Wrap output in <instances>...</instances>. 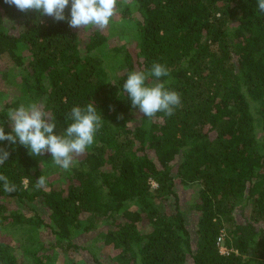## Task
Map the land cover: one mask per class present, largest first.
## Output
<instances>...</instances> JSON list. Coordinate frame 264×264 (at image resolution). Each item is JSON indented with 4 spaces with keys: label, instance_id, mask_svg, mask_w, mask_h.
Returning a JSON list of instances; mask_svg holds the SVG:
<instances>
[{
    "label": "trees",
    "instance_id": "obj_1",
    "mask_svg": "<svg viewBox=\"0 0 264 264\" xmlns=\"http://www.w3.org/2000/svg\"><path fill=\"white\" fill-rule=\"evenodd\" d=\"M115 18L107 34L0 0V73L18 93L0 107L5 133L12 128L8 109L31 102L54 119L56 134L72 123L74 106L89 103L103 125L69 170L46 163L45 153L29 155L18 141H0L10 153L0 174L15 185L9 193L0 182V233L23 227L26 235L22 254L0 240V264H52L61 255L75 264L83 250L105 264L78 242L90 233L112 249L114 264H264L258 0H130L118 4ZM120 29L132 34L129 44L110 46ZM157 62L170 70L160 80L170 81L181 105L171 116L149 118L132 107L123 83L129 72H147ZM50 166L61 169L56 179ZM40 175L47 183L37 189ZM181 186L198 188L188 211ZM8 200L29 211L10 209ZM237 210L249 217L239 221ZM221 235L229 255L219 250Z\"/></svg>",
    "mask_w": 264,
    "mask_h": 264
},
{
    "label": "clouds",
    "instance_id": "obj_2",
    "mask_svg": "<svg viewBox=\"0 0 264 264\" xmlns=\"http://www.w3.org/2000/svg\"><path fill=\"white\" fill-rule=\"evenodd\" d=\"M130 0H5V3L15 6L21 12L38 11L41 16H48L55 21H67L71 28H94L104 31L118 12V4L127 5ZM70 6V18L65 10ZM258 9L264 12V0H258ZM170 70L161 63H154L151 69L132 71L123 83V90L131 100L133 108H138L144 116L152 118L158 112L168 116L174 114L181 105V95L167 85L170 81H161L168 77ZM150 77L156 78L153 83H147ZM7 116L11 121V132L5 133L0 126V141L25 146L29 155L40 156L50 153L53 165L63 170H69L74 158L85 153L94 144L97 131L103 126L102 115L97 111L94 103L84 107L74 106L68 114L72 123L66 130L56 134V123L50 114L44 111L42 105L31 102L21 103L16 108H10ZM10 153L0 148V165L9 158ZM5 192H14L15 185L10 184L8 178L0 174ZM47 179L40 175L35 187L42 189Z\"/></svg>",
    "mask_w": 264,
    "mask_h": 264
},
{
    "label": "rangeland",
    "instance_id": "obj_3",
    "mask_svg": "<svg viewBox=\"0 0 264 264\" xmlns=\"http://www.w3.org/2000/svg\"><path fill=\"white\" fill-rule=\"evenodd\" d=\"M119 23V21L117 20V18H113V20L110 22L109 26L107 29H105L104 31L108 34L110 31V26L111 24H115V23ZM121 23V22H120ZM125 29H120L118 34H116V36H113L112 38H110V42L112 44H110V46L113 47L114 46H126L127 44H129L130 41V37L132 36L131 33L124 31ZM132 45H129L128 47H130ZM2 65L0 64V71L2 70ZM20 74L19 70H15L14 75L18 76ZM14 80H10L8 81V79H3L1 73H0V93L4 92L6 93L4 95V97H6L4 99L3 104L4 105L5 102H8L9 100L12 99V97L16 96L17 93V87L15 85V83L13 82ZM16 81V80H15ZM17 81H19V77H17ZM17 83V82H16ZM7 100V101H5ZM44 160L46 161V163L52 164L53 163V159L50 153H45L44 154ZM44 165L42 163V168L44 169ZM56 166H50L48 167L46 170H48L47 172H49V176L51 179H56L58 176V172L61 171V169L59 171L55 172V169H57ZM197 191L198 188L195 186L192 187H184L181 186L180 187V197H181V201L183 204V207L185 210L188 211V207L193 204L196 200H197ZM8 206L10 209L14 210V209H23V211H29L26 210V208L24 206L21 205H17L15 201H10L8 200ZM193 216V215H192ZM245 217H249V214L246 212L244 215H241L240 211H236V219L238 218L239 221L244 222ZM190 219V218H189ZM195 221V219H193ZM190 223L189 225H194L191 222V219L189 220ZM42 234L47 235L46 233L42 232ZM43 235V236H44ZM97 234H88V235H84L83 240H79L78 242L82 245V246H91L92 248H94V251H96V253H98V255L101 257V259L103 260V263L105 264H114L111 259H114L115 254L112 251V249H106L105 246H103V242L100 239L96 238ZM26 235H25V229H23V227H16V228H12L10 230H6V231H2L0 233V240L3 241H8L12 244H14L16 246V248L18 249V253L22 254L23 253V247H22V243L24 242ZM93 250V249H92ZM60 251H58L59 253ZM76 263L75 264H95L92 261V257L91 255L86 252V251H81L79 254V257H76ZM52 264H66L63 261V255H61V257H59L55 262H53Z\"/></svg>",
    "mask_w": 264,
    "mask_h": 264
},
{
    "label": "built area",
    "instance_id": "obj_4",
    "mask_svg": "<svg viewBox=\"0 0 264 264\" xmlns=\"http://www.w3.org/2000/svg\"><path fill=\"white\" fill-rule=\"evenodd\" d=\"M152 186L153 187H156V184L155 183H152ZM217 245L219 247V250L221 252V254L223 255H229V250H227V248L225 247V244H224V236L221 235L218 240H217Z\"/></svg>",
    "mask_w": 264,
    "mask_h": 264
}]
</instances>
